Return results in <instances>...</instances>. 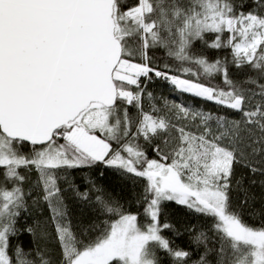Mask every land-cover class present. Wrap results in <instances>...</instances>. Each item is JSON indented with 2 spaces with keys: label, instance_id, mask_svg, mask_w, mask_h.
Masks as SVG:
<instances>
[{
  "label": "snow or ice",
  "instance_id": "6c2138e0",
  "mask_svg": "<svg viewBox=\"0 0 264 264\" xmlns=\"http://www.w3.org/2000/svg\"><path fill=\"white\" fill-rule=\"evenodd\" d=\"M0 264H264V0H0Z\"/></svg>",
  "mask_w": 264,
  "mask_h": 264
},
{
  "label": "trees",
  "instance_id": "16d2710c",
  "mask_svg": "<svg viewBox=\"0 0 264 264\" xmlns=\"http://www.w3.org/2000/svg\"><path fill=\"white\" fill-rule=\"evenodd\" d=\"M153 90L156 91L157 94H159L161 91H164L163 89L158 88V87H154Z\"/></svg>",
  "mask_w": 264,
  "mask_h": 264
}]
</instances>
